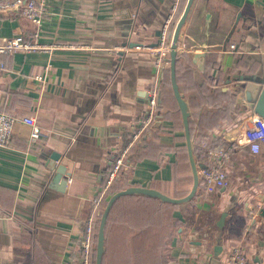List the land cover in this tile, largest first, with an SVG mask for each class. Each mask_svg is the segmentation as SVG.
Returning a JSON list of instances; mask_svg holds the SVG:
<instances>
[{"label": "crops", "instance_id": "obj_1", "mask_svg": "<svg viewBox=\"0 0 264 264\" xmlns=\"http://www.w3.org/2000/svg\"><path fill=\"white\" fill-rule=\"evenodd\" d=\"M174 1L48 0L40 27L22 14L0 12V37L38 30L34 41L45 46L0 54L7 66L0 112L16 118L11 145L0 148V264H76L92 199L142 118L153 85L161 89L153 121L159 114L160 126L150 125L152 135L143 139L146 130L131 147V165L125 168V160L106 198L111 189L131 185L173 197L190 190L169 72L157 70L148 50ZM185 1H178L175 22ZM177 51L176 80L188 106L195 160L204 163V144L229 147V184L206 192L199 182L193 198L176 205L118 198L105 226L102 264H210L217 243L219 264H229L236 247L244 264H264V145L251 153L246 143L257 114L232 80L239 73L264 76V0H193ZM201 52L205 56L193 62ZM24 115L36 119V141L20 121ZM53 153L70 173L65 187L51 182Z\"/></svg>", "mask_w": 264, "mask_h": 264}, {"label": "built area", "instance_id": "obj_2", "mask_svg": "<svg viewBox=\"0 0 264 264\" xmlns=\"http://www.w3.org/2000/svg\"><path fill=\"white\" fill-rule=\"evenodd\" d=\"M175 0L171 13L163 22L156 46L148 50L155 57L157 70H163L168 65L170 35L177 15ZM48 0H0V12L11 14H22L29 18L37 27H40L45 16ZM134 17V16H133ZM38 36V30L31 35L18 34L11 37H0V54L12 53L17 50L32 51L43 49L45 46L34 41ZM63 47H72L64 45ZM231 50L235 44H230ZM7 70L4 62L0 61V75ZM39 77V76H35ZM160 88L153 85L147 90L146 110L139 120V123L132 131L125 145L117 152L114 160L105 171L100 182L97 195L92 199V207L83 222L82 232L79 238V251L76 264H92L93 248L95 244V232L99 215L103 209L107 193L113 182L123 169L125 160L131 147L141 138L146 130L152 125L157 112V97ZM16 118L9 113L0 112V148H7L11 145L13 124ZM20 121L30 128L29 138L36 141L40 137V129L35 117L30 115L21 116ZM246 143L251 153H258L264 145V121L258 115H252L251 121L244 133ZM205 167L199 170V180L206 192H213L218 188L226 187L229 179L225 165L230 158L231 149L221 144L202 146ZM106 198V199H105ZM229 264H244L245 258L240 248L236 247L227 258Z\"/></svg>", "mask_w": 264, "mask_h": 264}, {"label": "water", "instance_id": "obj_3", "mask_svg": "<svg viewBox=\"0 0 264 264\" xmlns=\"http://www.w3.org/2000/svg\"><path fill=\"white\" fill-rule=\"evenodd\" d=\"M192 3L193 0L185 1L183 9L173 26L170 35L171 38L169 44L168 65L166 66L169 72L172 93L181 114L186 151H187V156H188V161L192 176L191 188L187 194L180 197L169 196L158 189L145 187V186H137V185H131L126 188H122L112 192L107 197L103 209L101 210L99 215L98 223L96 226V232H95V244L93 248L92 264H102V259L104 254L105 226L107 223L109 212L118 198L125 195H143L151 198H156L161 202L176 205L191 200L196 193L197 187L200 182L199 170L203 169L205 167V164L197 162L195 160L192 141H191L189 120H188L189 117L188 106L182 94L179 91L178 83L176 80V63L178 60L177 49H178L179 34L181 27L185 23L187 15L192 6ZM228 40L229 38L226 39V42H228ZM131 45L133 46L135 44H131ZM204 56H205L204 52L195 54L193 57V62H196L197 58ZM232 80L235 82V87L242 91L243 99L246 106L250 110L255 112L258 116H260L264 121V76L258 72H249L244 74L239 73L236 74ZM157 106L158 107L161 106V89H159L158 91ZM157 117L158 120H156L152 124V128H158L160 126V121H159L160 115L158 114ZM151 135H152V131L148 130L146 132V135L143 137V139H146L147 136H151ZM59 157H60L59 154L53 153L50 157L51 160L47 163V168L52 171L51 182L60 185V187H65L67 183V178L70 176V173L66 171L65 166L63 164H59L57 162ZM125 165H126L125 168H127L131 164L129 161L126 160ZM224 188L225 187H222L221 189ZM225 215L226 212H223L220 217L219 223L217 224L219 228L222 227ZM221 249L222 247L219 243H217L214 246L213 248L214 256L211 258L210 264H219L220 261L217 256L220 254Z\"/></svg>", "mask_w": 264, "mask_h": 264}, {"label": "trees", "instance_id": "obj_4", "mask_svg": "<svg viewBox=\"0 0 264 264\" xmlns=\"http://www.w3.org/2000/svg\"><path fill=\"white\" fill-rule=\"evenodd\" d=\"M164 70H167L168 71V69L167 68H165ZM167 79H169V78H167ZM193 152H194V150H193ZM203 154V153H202ZM110 193H112V189H111V192ZM125 196H127V195H125ZM137 196H143V195H137ZM123 197V196H122ZM145 197V196H144ZM147 197V196H146ZM149 198H151V197H149ZM153 199H156V198H153ZM158 200V199H157Z\"/></svg>", "mask_w": 264, "mask_h": 264}, {"label": "rangeland", "instance_id": "obj_5", "mask_svg": "<svg viewBox=\"0 0 264 264\" xmlns=\"http://www.w3.org/2000/svg\"><path fill=\"white\" fill-rule=\"evenodd\" d=\"M106 201V200H105ZM105 204V203H104Z\"/></svg>", "mask_w": 264, "mask_h": 264}]
</instances>
